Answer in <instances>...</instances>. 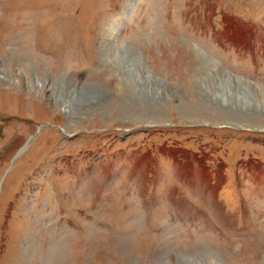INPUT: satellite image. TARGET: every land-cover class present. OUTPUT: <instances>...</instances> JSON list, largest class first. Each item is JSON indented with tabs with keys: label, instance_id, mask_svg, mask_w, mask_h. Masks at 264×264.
Segmentation results:
<instances>
[{
	"label": "rangeland",
	"instance_id": "obj_1",
	"mask_svg": "<svg viewBox=\"0 0 264 264\" xmlns=\"http://www.w3.org/2000/svg\"><path fill=\"white\" fill-rule=\"evenodd\" d=\"M209 256L264 264V0H0V264Z\"/></svg>",
	"mask_w": 264,
	"mask_h": 264
},
{
	"label": "bare ground",
	"instance_id": "obj_2",
	"mask_svg": "<svg viewBox=\"0 0 264 264\" xmlns=\"http://www.w3.org/2000/svg\"><path fill=\"white\" fill-rule=\"evenodd\" d=\"M199 90H201V92L204 91V90H202V88L199 89ZM66 96H67L66 98L63 97L62 102L64 103L65 109L68 110V111H70V113H73L75 111V108H76V105H77V102H78V98L76 96V90L75 89L69 90V92L67 93ZM209 257H210L209 258V261L207 262L208 264H222L217 259H215L216 257H214V256H212V258H211V256H209Z\"/></svg>",
	"mask_w": 264,
	"mask_h": 264
}]
</instances>
